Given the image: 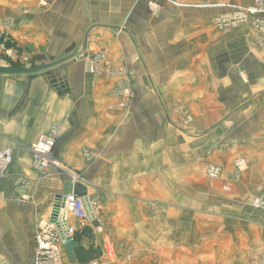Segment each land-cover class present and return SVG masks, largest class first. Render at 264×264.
<instances>
[{
  "label": "rangeland",
  "instance_id": "obj_1",
  "mask_svg": "<svg viewBox=\"0 0 264 264\" xmlns=\"http://www.w3.org/2000/svg\"><path fill=\"white\" fill-rule=\"evenodd\" d=\"M182 1L162 0L193 6L207 23L216 7L237 5L230 0ZM50 2L0 0L2 67L28 68L39 63L37 53L46 47L38 39V21L45 20L41 17ZM145 5L152 12L160 8L155 0H146ZM221 14L213 17L216 28ZM251 30L262 47L257 30ZM206 40L202 36L199 47H194L189 43L196 44V39L188 35L183 56L142 64L138 74L117 58L110 60L102 50L88 56L91 84L80 91L91 93L92 99L85 102L92 108L100 103L97 95L106 97L103 106L111 116L110 125L87 148L69 150L66 163L54 156L60 167L47 171L32 163L33 168L32 153L20 149L16 157L20 168L14 167L21 176L19 182L4 177L5 185L0 186V264H19L35 253L33 237L50 221L62 174L89 184L90 219L84 229L77 228L71 235L100 256L84 264H264V184H250L244 178L250 171L239 153L237 132L233 137L224 123L244 113L237 110L244 93L233 87L238 71L226 63L225 39ZM194 48L200 50V58ZM10 76L3 75L4 87L8 78L20 80L19 75ZM19 82L15 123L25 112L35 121L60 118V98L76 87L56 79L54 94H44L49 102L32 110L27 107L28 98L27 104L20 99L30 88H25V81ZM39 89L43 93L44 88ZM0 121L5 125L7 119ZM14 125V130H20ZM23 129L29 131V127ZM59 132V124L54 123L43 134L54 133L55 144ZM76 151L82 153V164L72 159ZM69 220L76 226L77 220L72 216ZM62 264H69L64 252Z\"/></svg>",
  "mask_w": 264,
  "mask_h": 264
},
{
  "label": "crops",
  "instance_id": "obj_2",
  "mask_svg": "<svg viewBox=\"0 0 264 264\" xmlns=\"http://www.w3.org/2000/svg\"><path fill=\"white\" fill-rule=\"evenodd\" d=\"M155 1L160 5V8L155 12L150 11L145 5L146 0H52L50 2L49 10L41 17V19L45 17V20L38 21L40 24L38 39L46 49L37 54H44L49 60L57 59L55 57H64L69 52L80 48L83 35L87 31L86 54L81 59L67 65L62 73L48 74L42 71L36 73V76L32 78L24 73L7 74L13 77L19 75L20 80L8 78L6 87L2 85L3 76L1 77L0 118L2 120L6 118L7 121L5 125L0 121V151L8 146L13 148V162L5 175L6 178L9 177V179L12 178V181L19 182L21 176L16 173L14 167L20 168V161H16L20 149L24 147L31 154L28 148L30 144L38 138V135L49 132V127L54 123L59 124L60 132L51 157L53 159L55 156L62 162L66 161L69 150L87 148L88 142L93 141L99 131L103 134V131L109 127L111 116L107 107L103 106L106 97L101 94L97 95L100 103H98V107L92 108L85 102L86 99L88 101L92 99L91 93L80 91L83 86L85 88L86 85L91 84L87 67L90 54L102 50L110 60L117 58L119 64L131 66L133 72L138 74L142 71V64L164 63L170 61L173 56H183L187 50V43H189L187 42L188 35H192L196 39V44H189L194 47L196 45L199 47V40L202 36H206V41L210 43L216 42L219 38L225 39L222 48L227 54L226 63L238 71L237 76L233 77V87L235 89L238 87L244 93L243 103H239L241 105L237 106V110H244V113L237 115L235 119L230 120V123L224 122L225 127L230 128L233 137L235 131L237 132L235 137L239 139L237 144L239 153L247 161V169L250 171H247L244 178H247L250 184H264V44L260 32L257 31L262 47L258 45L257 35L252 32L251 24L244 25L247 22L250 23V20L233 26L227 31L215 27L213 17L216 14L229 11L227 8L216 7L215 14L213 13L209 17L210 21L207 23V21L199 19V12L192 10L193 6H174L162 2V0ZM184 1L182 2L185 4L186 1ZM194 1L196 0L189 2ZM200 1L210 3L211 0ZM252 1L230 0L227 2H234L245 7L251 5ZM122 25L124 28L119 29ZM201 26L206 27L202 33L199 31ZM35 28L36 24L33 30ZM223 32H226L227 36L223 35L222 37ZM194 51V54L200 58V50L195 49ZM56 79L61 82L68 81L67 83L71 86H76L60 98V118L35 121L31 114L25 112L22 119H18L15 123L14 118L18 116L19 81H25V88L27 86L28 89L30 88L28 93H22L20 99L24 104H27L28 98L30 102L27 107L33 110L37 109L39 105L49 102L46 101L44 94L47 95L48 92L54 94L55 89L52 82ZM220 82H224V80ZM80 85L82 86L77 87ZM40 86L44 88L43 93L39 89ZM238 89L236 92L239 93ZM238 93H236L237 97ZM70 102H73L71 107ZM8 114L10 118L7 117ZM14 124L20 130H14ZM24 127H29V131L24 130ZM81 154L78 151L72 154V159L78 164H82L84 160ZM30 158H32L31 155ZM32 163L34 164V161L31 159V165ZM23 166L24 164H21V167ZM32 167L34 168V165ZM6 178L1 181L0 186L5 185ZM70 179L67 175L66 177L63 174L60 175L59 185L55 190L60 192L63 182ZM80 181L88 189L89 197L85 200L87 207L91 197L89 184L81 179ZM40 209L38 210L40 211ZM88 217L90 219L89 213ZM79 243L80 247L89 248L88 245L83 246L81 242ZM34 247L35 239L33 237L32 251ZM1 254L0 247V257ZM33 256L34 254L31 257H25L24 262L19 264H33ZM68 263L78 264L77 261L74 263L68 261Z\"/></svg>",
  "mask_w": 264,
  "mask_h": 264
},
{
  "label": "built area",
  "instance_id": "obj_3",
  "mask_svg": "<svg viewBox=\"0 0 264 264\" xmlns=\"http://www.w3.org/2000/svg\"><path fill=\"white\" fill-rule=\"evenodd\" d=\"M251 5L239 6V5H226L231 14H221L216 19L217 27L221 30L227 31L233 26L250 20L251 25L261 34L262 43L264 44V0H253ZM54 133L40 135L32 144L31 150L34 152L33 157L36 161H44L46 165H49L47 160L42 156V152L51 151L54 147ZM36 152V154H35ZM12 148H8L0 151V167H5L1 172L5 173L6 166L11 162ZM48 155V154H47ZM50 161V160H49ZM1 173V174H2ZM63 210L67 221L68 216L77 218L79 223L78 227L68 226L67 233L63 238H72V232L76 229H84L88 217L85 213L84 206L81 202L80 197L70 194L65 196L63 202ZM76 219V220H77ZM58 224H53L51 221L46 222L40 233L36 234L35 238V253L33 257V264H62V250L61 247V235L58 232Z\"/></svg>",
  "mask_w": 264,
  "mask_h": 264
},
{
  "label": "water",
  "instance_id": "obj_4",
  "mask_svg": "<svg viewBox=\"0 0 264 264\" xmlns=\"http://www.w3.org/2000/svg\"><path fill=\"white\" fill-rule=\"evenodd\" d=\"M87 31L83 35V40L81 43V46L78 50L72 51L66 56L59 58V59H54V60H49L44 54H38L36 58L39 60V63L36 65H33L31 67H21V68H15V67H2L0 65V84H1V77L2 75L6 74H27L31 78L36 76V73L39 72H46L48 74H51L52 72H61L66 68L67 65L73 63L76 60L81 59L86 52V45H87ZM0 91H1V85H0ZM86 186L83 185L80 181H64L61 191L57 194H55V197L52 202V210L50 213L49 220L51 222H56V216L58 213V210L61 205V201L65 199V196L72 193L80 198H85L87 196V191ZM63 204V203H62ZM61 247L64 250V253L70 263H74L77 261V249L80 248V243L77 241L74 237L72 238H63L61 236Z\"/></svg>",
  "mask_w": 264,
  "mask_h": 264
},
{
  "label": "bare ground",
  "instance_id": "obj_5",
  "mask_svg": "<svg viewBox=\"0 0 264 264\" xmlns=\"http://www.w3.org/2000/svg\"><path fill=\"white\" fill-rule=\"evenodd\" d=\"M5 67H7V66H5ZM4 67V68H5ZM3 76V75H2ZM55 145V144H54ZM9 148V147H8ZM8 148H6V149H8ZM11 148V147H10ZM54 148V147H53ZM30 149H31V147H30ZM5 150V149H4ZM53 150V149H52ZM52 150L51 151H44V152H42L43 154H42V156L45 158V160H47V158H48V160H47V162L49 163V165H46V163L44 162V161H36L34 158L35 157H32V159L34 160V164H35V166L38 168V169H40V170H42V171H47V169L48 168H50L51 166H58V167H60V165L58 164V162L57 161H55V160H53L52 159V157H51V153H52ZM12 151H13V149H12ZM31 153H32V155L33 156H35L34 155V152H32V150H31ZM35 154H36V152H35ZM48 154V155H47ZM12 159H13V153H12V158H11V162L8 164V166H6L7 167V169H5L6 171H5V173L3 172H1V170H3L5 167H0V182L3 180V178L5 177V175H6V173H7V171H8V169H9V166L11 165V163L13 162L12 161ZM50 160V161H49ZM2 173V174H1ZM70 194H72V193H70ZM70 194H68V195H70ZM67 196V195H66ZM88 193H87V196L85 197V198H80L81 199V202H82V204H83V206H84V209H85V213H86V215L88 216V212H87V207H86V204H85V200H87L88 199ZM65 200V199H64ZM64 200L63 201H61V205H60V208H59V210H58V213H57V216H56V222H52L53 224H58V226H59V228H58V232H59V234L61 235V236H65V234L67 233V230H68V226L69 227H71L72 226V224L70 223V215L68 216V218H67V221L68 222H65V218H66V215H64V210H63V202H64ZM74 218V217H73ZM75 220L77 219V218H74ZM88 219H89V217H88ZM78 223H79V221H78V219H77V225L76 226H74V227H78ZM45 224V223H44ZM44 224L40 227L41 229H42V227L44 226ZM63 250V249H62ZM62 263V262H61Z\"/></svg>",
  "mask_w": 264,
  "mask_h": 264
},
{
  "label": "trees",
  "instance_id": "obj_6",
  "mask_svg": "<svg viewBox=\"0 0 264 264\" xmlns=\"http://www.w3.org/2000/svg\"><path fill=\"white\" fill-rule=\"evenodd\" d=\"M99 256H100V252L92 248L84 249L80 247L77 249V262L82 264L88 262L89 260L96 259Z\"/></svg>",
  "mask_w": 264,
  "mask_h": 264
}]
</instances>
